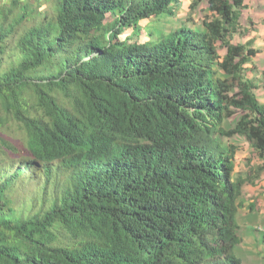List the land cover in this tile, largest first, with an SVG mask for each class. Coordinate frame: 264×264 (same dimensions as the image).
<instances>
[{
  "label": "trees",
  "instance_id": "16d2710c",
  "mask_svg": "<svg viewBox=\"0 0 264 264\" xmlns=\"http://www.w3.org/2000/svg\"><path fill=\"white\" fill-rule=\"evenodd\" d=\"M204 1L154 30L178 0H0V264H242L248 180L220 137L264 170L258 51L232 40L244 0Z\"/></svg>",
  "mask_w": 264,
  "mask_h": 264
},
{
  "label": "rangeland",
  "instance_id": "374dc122",
  "mask_svg": "<svg viewBox=\"0 0 264 264\" xmlns=\"http://www.w3.org/2000/svg\"><path fill=\"white\" fill-rule=\"evenodd\" d=\"M37 1L41 2V6L43 5V0ZM189 1L182 0L174 16H163L162 19L159 18L148 24H153L152 29L154 30L170 29L179 25V22H185L191 27L200 26L202 19L206 16V11L200 4L199 8L192 13L188 8ZM244 3L246 8L241 12L240 32L234 34L232 40L236 43H246L250 39L253 41V47L258 52L246 64L245 75L253 81L254 93L258 101L264 102V75H262L264 71V0H244ZM106 20L111 21L112 16L108 15ZM123 36L121 34V37ZM143 37L145 35L142 33L133 39L143 40ZM219 52L222 54L223 50ZM239 115L240 113L237 112L236 117ZM220 141L233 155L235 171L247 177L248 180L242 188L243 205L237 212V234L240 237V243L236 246L235 252L243 264H264V170H258L260 160L255 150L243 137L239 135L222 136ZM10 172L12 169L7 171V173ZM19 179L28 181L29 189H39L45 183V175L38 164L33 165L30 175L21 173ZM249 204L252 205V209L249 208Z\"/></svg>",
  "mask_w": 264,
  "mask_h": 264
},
{
  "label": "clouds",
  "instance_id": "9594fccd",
  "mask_svg": "<svg viewBox=\"0 0 264 264\" xmlns=\"http://www.w3.org/2000/svg\"><path fill=\"white\" fill-rule=\"evenodd\" d=\"M191 1V0H190ZM190 1H189V3H188V8H189V4H190ZM180 2L178 3V7H176V9L174 8V10H172L173 11V13H170V14H166V15H162L161 17H160V19H162V17L163 16H166V17H169V16H174L175 15V12H177V10L180 8ZM200 4H202V6L204 7V9H205V1L204 0H202V2L200 3ZM246 8V7H245ZM244 8V9H245ZM159 19V18H158ZM158 19H156V18H152V19H146V20H158ZM146 20H144V21H146ZM144 21H142V23L144 22ZM149 23V22H148ZM148 23H146L145 24V26L147 27V28H151L152 29V27L154 26L153 24L152 25H149ZM181 24V22H179V25ZM179 25H177V26H179ZM177 26H175V27H177ZM175 27H172V28H170V29H173V28H175ZM163 29V28H162ZM170 29H165V30H170ZM236 221H237V218H236ZM237 224H238V221H237ZM239 245V244H238ZM236 249V248H235ZM236 253V252H235ZM237 255V254H236ZM240 258V257H239ZM242 261V260H241ZM243 264V263H242Z\"/></svg>",
  "mask_w": 264,
  "mask_h": 264
},
{
  "label": "crops",
  "instance_id": "0c3cea01",
  "mask_svg": "<svg viewBox=\"0 0 264 264\" xmlns=\"http://www.w3.org/2000/svg\"><path fill=\"white\" fill-rule=\"evenodd\" d=\"M180 3L182 2V0H178ZM173 7V6H172ZM148 22H153V20H146V21H144L142 24H143V26H145V24L146 23H148ZM242 263H243V261H242Z\"/></svg>",
  "mask_w": 264,
  "mask_h": 264
}]
</instances>
